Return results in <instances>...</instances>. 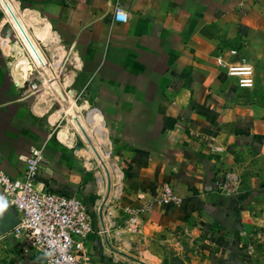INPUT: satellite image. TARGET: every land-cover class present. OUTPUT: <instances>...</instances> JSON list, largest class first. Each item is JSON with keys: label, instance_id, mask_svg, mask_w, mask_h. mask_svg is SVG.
<instances>
[{"label": "crops", "instance_id": "0c3cea01", "mask_svg": "<svg viewBox=\"0 0 264 264\" xmlns=\"http://www.w3.org/2000/svg\"><path fill=\"white\" fill-rule=\"evenodd\" d=\"M117 4L127 11V22L114 21ZM16 5L18 20L47 55L59 57L55 45H61L68 64L50 81L64 95L41 103L24 89L27 56L16 59L14 43L2 38L0 168L22 177L30 150L43 148L39 187L85 196L92 211L97 233L86 241L91 258L136 264V258H122L123 234L103 221L102 200L70 188L74 173L79 175L70 153L75 135L67 125L52 131L62 113L69 119L53 107L70 96L82 110L98 109L88 121L100 136L104 120L116 150L126 157L123 191L113 210L123 220L125 208H146L140 245L147 263L264 264V0H16ZM228 47L239 48L254 64V87H238L216 63V54ZM165 183L179 201L165 205L155 199ZM94 186L92 181L83 189L93 193ZM2 197L0 187V218L6 208ZM104 228L110 232L100 234ZM0 264L44 260L9 232L0 236Z\"/></svg>", "mask_w": 264, "mask_h": 264}, {"label": "built area", "instance_id": "2783aa9c", "mask_svg": "<svg viewBox=\"0 0 264 264\" xmlns=\"http://www.w3.org/2000/svg\"><path fill=\"white\" fill-rule=\"evenodd\" d=\"M118 10L127 13L120 4H117L115 7L114 21L121 23L127 22L128 19L126 21L116 20L115 17ZM6 16V9L0 6L1 47L3 48L2 38H8L10 43L19 42L24 49L23 52L31 60L30 72L39 74V77H42L41 81L44 83L46 75L42 73L43 68L32 60L30 52L19 38L17 30L11 21L9 19L3 21ZM5 27H8V29L5 30ZM38 43L49 61L48 65L50 67L51 78L50 76L48 78H53V80L59 79L64 74L68 60L63 59L62 63L55 68L53 66L55 61H51L43 44ZM8 56L12 59L14 58L13 55L8 54ZM215 59L218 66L224 70L227 76L237 80L238 87H254L256 81L255 66L247 57L240 53L239 48H224L216 54ZM32 86L33 88H37V84H33ZM104 151L108 155L112 150ZM44 158L43 148H32L25 158V172L19 178L12 177L0 168V187L3 192L2 200L4 204L13 205L18 212L19 221L11 230V234L15 238L24 239L29 250L40 253L43 257L44 264H102V262L91 258V254L86 245L89 237L97 232L94 227L93 214L88 208L85 196L77 193L53 191L46 189L44 186L39 187L38 180ZM111 165L110 172L113 175H120V172L122 177L114 182L112 175L109 176L111 190L109 191V199L112 196L121 197L123 191L122 181L124 179V171L122 168L114 163H111ZM114 165L116 170L113 168ZM103 182L105 183V181ZM118 190L120 192L117 194L116 192ZM155 199L165 205L180 200L174 194L172 187L167 183L162 186ZM124 211L127 215L123 220L118 216L109 218L108 216H111L112 213L107 211L103 217V221L107 219L109 221L108 225L117 230V235L125 233L133 235L143 234L141 231V219L142 213L146 211V208L143 206L127 207ZM109 232L107 228L99 231L100 234H107ZM123 236H121L122 243L118 248L125 249L131 247V240H128V238L124 239ZM120 254H122V251Z\"/></svg>", "mask_w": 264, "mask_h": 264}, {"label": "rangeland", "instance_id": "374dc122", "mask_svg": "<svg viewBox=\"0 0 264 264\" xmlns=\"http://www.w3.org/2000/svg\"><path fill=\"white\" fill-rule=\"evenodd\" d=\"M6 5H10L13 9V12H16L17 13V5H16V0H1L0 1V6L4 7L6 10ZM7 12V16L6 18H8L9 20L13 21L14 22V18L12 17V15L10 14L11 12H9L8 10L6 11ZM15 24V22H14ZM17 26V25H16ZM26 27V26H25ZM7 30L8 27H5ZM11 58V57H10ZM12 59V58H11ZM10 59V60H11ZM13 60V59H12ZM11 60V61H12ZM51 61H54V59L51 58ZM31 68L29 70V73L28 74V79L26 80L25 82V91L26 93L29 91V92H32V94L34 95V98L36 99V101H43V103H50L48 102V98L49 95L54 98V100H58L57 99V96L55 95L57 92L54 90H52L51 88H48V84H47V80H49V78H47V80H44V83L41 81L42 80V77L40 76L39 77V74H34V73H31ZM33 84H37V88H33ZM53 87V86H52ZM45 91H48L50 93L48 94H45ZM48 97V98H46ZM46 101V102H45ZM56 102V101H55ZM88 105L86 104L85 107H87ZM60 108V105L57 106V104L53 107V110L55 109H59ZM93 109H96L95 107H90V108H87V109H84L82 110L80 108V110L78 109H75L78 113V115H81L80 117H77V115L75 116V118L72 117V115H69V119L65 118V114H63V118H61L58 122H56L53 127H52V131H56L58 132L62 127H64L65 125L68 126V128L70 129L71 128V131L70 132H74V138H75V146L73 148V150H71V154H72V157L75 161L78 162V164H76V168L78 171H79V175L78 174H75L74 173V179H76L77 181H74L72 183H70L72 185V187L70 188H73L74 190H77L79 192H82L83 194H85L86 196H90L89 194H94L97 196V199H103V197L106 196V194L108 193V181L107 179L109 180V176L112 175V178L114 179V182H116L117 180H119L122 176L121 175H117V174H111L108 176L103 165L99 163V161L97 160V158L94 156V154L92 153V150L93 148H91L89 146V143L86 141V137L84 135H89L91 136V138L94 140V143H97V145H99L101 142L100 140L97 141V138L95 137V135L92 133V125L89 124V122H86L84 119H86L88 117V114H89V111L90 110H93ZM70 113V111H68ZM72 112H74L72 110ZM83 113V115H82ZM77 129H76V128ZM107 127H108V124H107ZM109 128V127H108ZM85 132V134H84ZM84 135H83V134ZM83 136H82V135ZM108 139L111 141L110 145L109 144H103L100 146L103 147L104 150H112L110 154L107 155L108 159L107 161H109L110 163H114V164H117L119 167L123 169V164L125 163V160H126V157H123V153L121 154L120 153V150H116L115 148V145L113 143V139L111 137V133L108 134ZM106 145V146H105ZM82 148H85L86 151L85 153L83 154V151L81 150H76V149H81ZM102 149V150H103ZM91 155H90V153ZM46 151L44 150V161L45 162V159H46ZM85 162H91V164L87 165L88 169L86 167H84V163ZM86 168V169H85ZM112 168V167H111ZM111 168H109V170L111 171ZM85 176H83V174ZM97 173H99L103 179V181H105L104 185H106L104 189H102L99 185V179L97 177ZM78 175V177H77ZM50 180H55L54 177H51ZM94 182V190H93V193H90L91 192V189H89V191H85L83 189V186L86 184V183H89V182ZM111 191V190H109ZM120 199V196L116 197V196H112L111 199H109V201L107 202L106 205H103V207L106 209V213L107 211H110L112 214H114V216H116L115 214V211L113 210L114 206L117 204V201ZM91 200V199H90ZM124 236V239H127L128 240H131L132 242V246L131 247H128V248H125V249H120L122 251V256L124 254V256L121 257L124 258L126 260V257L127 259H135L136 258V264H149L147 263V261L145 260L146 258H148L146 256V252H145V249H144V245L140 246L139 247V243H141L140 241L141 240H144L142 239V236L143 234H123ZM138 245V246H137ZM118 255V254H117ZM136 255V256H134ZM119 256V255H118ZM138 257V258H137Z\"/></svg>", "mask_w": 264, "mask_h": 264}, {"label": "bare ground", "instance_id": "6f19581e", "mask_svg": "<svg viewBox=\"0 0 264 264\" xmlns=\"http://www.w3.org/2000/svg\"><path fill=\"white\" fill-rule=\"evenodd\" d=\"M1 1V0H0ZM6 8H7V10L9 11V12H11L10 14L12 15V17L14 18V22H15V24L18 26V28H19V30H18V28L16 27V25L14 24V22L13 21H11V23H12V25L14 26V28H16V30H17V33H18V36H19V38L22 40V42H23V44L25 45V47H26V49L30 52V55H31V57H32V60L33 61H35L36 62V64H38V66H40L41 68H43V70H42V73H44V72H46V73H48V74H46V79L45 80H47V78H48V76H50L51 77V73H50V67H49V65H48V63H49V61H48V59H47V56H46V54L44 53V51L42 50V48H41V46L39 45V43H38V40H37V38L38 37H35L34 35H32L31 33H30V31H29V28H27V27H24V25L21 23V21L20 20H18V18H17V13L16 12H13V9H12V7L10 6V5H6ZM6 10V11H7ZM28 33H30V35L32 36V38L30 37V36H28ZM39 39V38H38ZM43 42V41H42ZM14 47H13V49H12V53L14 54V56H15V58L17 59L20 55H23V56H27V58H28V60H29V64H28V69H27V72L29 73V70H30V68H31V60H30V58H29V56L27 55V54H25L24 52H23V47L20 45V43L19 42H14ZM45 45V44H44ZM47 46V45H46ZM56 47V49L57 50H60L61 52H60V55H59V57H55L54 58V67L55 68H57V66L58 65H60L61 63H62V61H63V56H64V51H63V48H62V46L61 45H55ZM54 55H55V53H54ZM50 80H52V79H49V80H47V84H48V88H51L52 90H54V92L56 91L57 93L55 94L56 96H57V99H60L59 97H61V96H63L64 95V91H63V89L61 88V86L57 83V81H54L52 84H50ZM53 86V87H52ZM56 88V89H55ZM48 93H50V92H48V91H45V94H48ZM47 98V97H46ZM65 100H68V102H67V104L66 103H64V101ZM73 101H72V99L70 98V96H69V99L67 98V97H65V99H63V102H62V100H61V104H62V107H60L59 108V111L60 112H62V111H64V112H66L68 115H72V117L73 118H75L76 119V115H77V117H80L81 115H78V113H77V111L75 110V109H79L80 110V106L79 105H77V103L75 102V100H74V104L72 103ZM67 109H72L74 112H71V113H69L68 111H67ZM93 110H98V109H93ZM93 110H90L89 111V114H88V117L86 118V120L88 121H91L92 122V120H91V117H90V112L91 111H93ZM69 120H71V121H73L72 120V118L70 119L69 118ZM85 120V119H84ZM88 121V122H89ZM89 124H90V122H89ZM103 125L105 126V132H100L101 133V135L99 136L98 135V133H97V131H96V128H97V126H95V124L94 125H92L93 127H92V133L95 135V137L97 138V141L98 140H100L101 142H99L101 145H103V144H109L110 145V143H111V141L108 139V133H107V131H106V124H105V122H104V120H103ZM76 128V127H75ZM62 129V128H61ZM60 129V130H61ZM77 129V128H76ZM69 131H71V128L69 129ZM72 133V132H71ZM73 134H74V132H73ZM83 134V133H82ZM81 134V135H82ZM84 134H85V132H84ZM83 134V135H84ZM103 134V135H102ZM82 135V136H83ZM85 137H86V141L89 143V146L91 147V148H93V150H92V153L94 154V156L97 158V160L99 161V163L100 164H102L103 165V167H104V169H105V171H106V173H107V175L109 176L110 175V170H109V168H111L112 167V165H111V163L109 162V161H107V159H108V157H107V152H105L104 151V149H103V147H101L100 146V144L99 145H97V143H94V140L91 138V136H89V135H84ZM106 146V145H105ZM103 149V150H102ZM115 170H116V168H115V165H114V167H113ZM117 170H118V168H117ZM119 172V171H118ZM119 174L121 175V173L119 172ZM97 177H98V179H99V185H100V187L102 188V189H104V188H106L105 186H104V182L102 181V177H101V175L99 174V173H97ZM110 180V179H109ZM108 180V193L106 194V196L104 197V199L102 200V205H105V204H107V202H108V200H109V198H110V195H109V190H110V181ZM120 192V190H118L116 193L118 194Z\"/></svg>", "mask_w": 264, "mask_h": 264}, {"label": "water", "instance_id": "95a60500", "mask_svg": "<svg viewBox=\"0 0 264 264\" xmlns=\"http://www.w3.org/2000/svg\"><path fill=\"white\" fill-rule=\"evenodd\" d=\"M3 216L0 218V236L11 232L18 223V212L11 204H5Z\"/></svg>", "mask_w": 264, "mask_h": 264}, {"label": "clouds", "instance_id": "9594fccd", "mask_svg": "<svg viewBox=\"0 0 264 264\" xmlns=\"http://www.w3.org/2000/svg\"><path fill=\"white\" fill-rule=\"evenodd\" d=\"M115 18L116 20L126 21L128 19V14L122 10H118Z\"/></svg>", "mask_w": 264, "mask_h": 264}]
</instances>
